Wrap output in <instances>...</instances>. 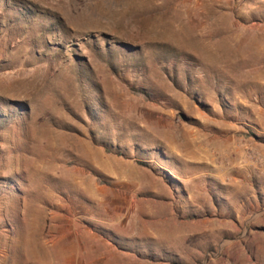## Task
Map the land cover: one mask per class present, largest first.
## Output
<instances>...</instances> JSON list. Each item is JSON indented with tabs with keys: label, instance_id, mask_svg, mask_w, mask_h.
<instances>
[{
	"label": "rangeland",
	"instance_id": "1",
	"mask_svg": "<svg viewBox=\"0 0 264 264\" xmlns=\"http://www.w3.org/2000/svg\"><path fill=\"white\" fill-rule=\"evenodd\" d=\"M0 264H264V0H0Z\"/></svg>",
	"mask_w": 264,
	"mask_h": 264
},
{
	"label": "trees",
	"instance_id": "2",
	"mask_svg": "<svg viewBox=\"0 0 264 264\" xmlns=\"http://www.w3.org/2000/svg\"><path fill=\"white\" fill-rule=\"evenodd\" d=\"M130 91L134 95L141 96L145 100L152 99V94L150 92H148L147 90L143 89V88L132 87V88H130Z\"/></svg>",
	"mask_w": 264,
	"mask_h": 264
},
{
	"label": "bare ground",
	"instance_id": "3",
	"mask_svg": "<svg viewBox=\"0 0 264 264\" xmlns=\"http://www.w3.org/2000/svg\"><path fill=\"white\" fill-rule=\"evenodd\" d=\"M192 44V43H191ZM204 48V47H203ZM203 48H200V53H202L203 55H204V50H203ZM206 53V52H205ZM206 55H208V54H206ZM209 58V57H208ZM210 59V58H209ZM213 59V58H212ZM105 162V161H104Z\"/></svg>",
	"mask_w": 264,
	"mask_h": 264
}]
</instances>
